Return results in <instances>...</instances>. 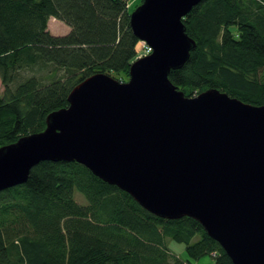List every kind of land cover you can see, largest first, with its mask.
Listing matches in <instances>:
<instances>
[{"label": "trees", "instance_id": "16d2710c", "mask_svg": "<svg viewBox=\"0 0 264 264\" xmlns=\"http://www.w3.org/2000/svg\"><path fill=\"white\" fill-rule=\"evenodd\" d=\"M142 2L0 0V148L42 132L86 78L127 81L139 42L130 13ZM50 18L69 33L51 35ZM182 22L195 47L169 81L185 97L215 89L264 106V0H203ZM167 240L187 259L231 264L197 221L158 218L75 162H40L0 192V264H190Z\"/></svg>", "mask_w": 264, "mask_h": 264}, {"label": "water", "instance_id": "95a60500", "mask_svg": "<svg viewBox=\"0 0 264 264\" xmlns=\"http://www.w3.org/2000/svg\"><path fill=\"white\" fill-rule=\"evenodd\" d=\"M203 0H143L129 24L152 52L121 82L94 74L45 129L0 148V192L43 161L75 162L166 220L197 221L231 264H264V106L168 78L195 43L182 19Z\"/></svg>", "mask_w": 264, "mask_h": 264}, {"label": "rangeland", "instance_id": "374dc122", "mask_svg": "<svg viewBox=\"0 0 264 264\" xmlns=\"http://www.w3.org/2000/svg\"><path fill=\"white\" fill-rule=\"evenodd\" d=\"M138 2V0H133L131 3H129V9L136 5ZM138 7V6H137ZM137 48L139 47V43L137 44ZM129 79V78H128ZM127 79V81H128ZM125 81V82H127ZM3 94V86L1 85V81H0V95ZM76 199L78 200L79 203H84V199L79 195V194H75ZM166 247L169 250V252L180 258L183 261H189L190 264H215L213 258L210 255H206L198 260H191V259H187L186 253H185V245L182 243H178L172 240H167L166 241Z\"/></svg>", "mask_w": 264, "mask_h": 264}, {"label": "crops", "instance_id": "0c3cea01", "mask_svg": "<svg viewBox=\"0 0 264 264\" xmlns=\"http://www.w3.org/2000/svg\"><path fill=\"white\" fill-rule=\"evenodd\" d=\"M47 30L53 36H64L69 33L70 28L64 23L50 18L47 23Z\"/></svg>", "mask_w": 264, "mask_h": 264}, {"label": "built area", "instance_id": "2783aa9c", "mask_svg": "<svg viewBox=\"0 0 264 264\" xmlns=\"http://www.w3.org/2000/svg\"><path fill=\"white\" fill-rule=\"evenodd\" d=\"M125 3L126 8L129 7V3H131L133 0H121ZM152 49L145 43V42H139V47L136 49V58H142L145 56H148L151 54ZM216 253H213L212 256H215Z\"/></svg>", "mask_w": 264, "mask_h": 264}]
</instances>
